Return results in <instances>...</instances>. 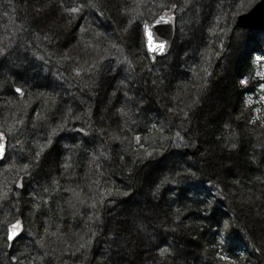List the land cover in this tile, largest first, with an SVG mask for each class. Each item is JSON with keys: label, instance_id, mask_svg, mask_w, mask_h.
Segmentation results:
<instances>
[{"label": "trees", "instance_id": "16d2710c", "mask_svg": "<svg viewBox=\"0 0 264 264\" xmlns=\"http://www.w3.org/2000/svg\"><path fill=\"white\" fill-rule=\"evenodd\" d=\"M258 1L0 0V264H264V31L236 27Z\"/></svg>", "mask_w": 264, "mask_h": 264}, {"label": "water", "instance_id": "95a60500", "mask_svg": "<svg viewBox=\"0 0 264 264\" xmlns=\"http://www.w3.org/2000/svg\"><path fill=\"white\" fill-rule=\"evenodd\" d=\"M236 27L243 30L264 31V0H259L248 12L239 15L236 19ZM177 32V20L173 15L162 14L154 20H146L142 24L145 51L151 63H155L158 58H164L172 52ZM160 45L164 47L160 48ZM6 141L5 138L0 140V143L5 145L4 158L6 156Z\"/></svg>", "mask_w": 264, "mask_h": 264}, {"label": "rangeland", "instance_id": "374dc122", "mask_svg": "<svg viewBox=\"0 0 264 264\" xmlns=\"http://www.w3.org/2000/svg\"><path fill=\"white\" fill-rule=\"evenodd\" d=\"M120 21H124V19L123 18H121V20ZM198 30V31H197ZM196 31H197V33L198 32H201V35L203 34L202 33V30H199V29H197ZM197 35V34H196ZM196 38H198L197 36L196 37H194V39H196ZM67 39V38H66ZM188 39H193L192 37H191V35H189V38ZM188 39H186L184 42H183V46L184 47H189V44H190V41H188ZM64 41V40H63ZM77 42H80V43H82V41H81V39L79 38V40L77 41ZM235 42H233L232 44L233 45H231V48H232V51L230 52L231 54L229 55V57H228V59H227V61H224L225 63H223V64H220L219 63V66H217L216 67V71H217V73H218V77H217V80L216 81H213V86L211 85V87L209 86V84L208 85H206V87H205V92H209V94L207 95L208 97H207V100L206 101H203L204 103L202 104V108H204V109H206V111H209V112H211V110H212V106H214V103H217V102H212V99H214V98H216L217 96H218V98H219V101H218V103H222V102H225V96H223V94H224V91L222 90L223 88H226L224 85H222V84H220L219 85V78H220V76H222V75H224V72L226 73V71H227V69L228 68H231V63H232V61H233V59H235L236 58V56H237V54H238V52L240 51L238 48H235V46H237V44H234ZM175 46H176V44L174 45V47L173 48H175ZM179 49V48H178ZM74 53H76L75 51H73ZM69 55H71V54H69ZM232 55H233V58H232ZM103 81H102V85L104 84V85H106L107 87H111V85H112V82H110V81H108V80H106V79H102ZM116 83H118V81L116 80ZM218 84V86H216ZM101 85V86H102ZM203 87V88H204ZM211 90V91H210ZM215 90V91H214ZM206 93V94H207ZM224 97V98H223ZM263 99H264V97H262ZM222 99H223V101H222ZM223 104V103H222ZM222 104H220V105H222ZM216 107V106H215ZM223 106H221V108H222ZM203 109V110H204ZM205 111V112H206ZM205 112H204V114H205ZM13 157V158H12ZM12 157L11 156H8L7 157V159H9V161L10 160H12V159H14V156L12 155ZM194 157H192V159H193ZM7 161V160H6ZM8 162V161H7ZM211 163V160H207V162H206V164H210ZM237 227H239L242 231H244V228L243 227H241V226H239V225H237Z\"/></svg>", "mask_w": 264, "mask_h": 264}, {"label": "snow or ice", "instance_id": "6c2138e0", "mask_svg": "<svg viewBox=\"0 0 264 264\" xmlns=\"http://www.w3.org/2000/svg\"><path fill=\"white\" fill-rule=\"evenodd\" d=\"M73 11H76V9H72ZM160 48H163V45L159 46ZM156 50V49H153ZM259 59V58H258ZM243 83H247V81H243ZM17 92H21V89H16ZM0 140H3L2 135H0ZM137 140H139V137H137ZM5 155V145L3 143H0V160L4 158ZM22 186V185H21ZM22 231L21 222L17 221L14 225H12L11 228V235L8 236V239H14L15 237L20 235V232Z\"/></svg>", "mask_w": 264, "mask_h": 264}]
</instances>
